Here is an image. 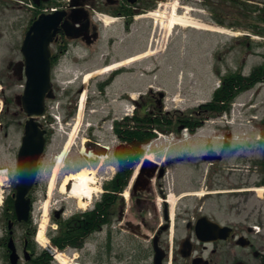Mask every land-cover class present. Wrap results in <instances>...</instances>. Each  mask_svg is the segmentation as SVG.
Wrapping results in <instances>:
<instances>
[{
    "label": "rangeland",
    "instance_id": "rangeland-1",
    "mask_svg": "<svg viewBox=\"0 0 264 264\" xmlns=\"http://www.w3.org/2000/svg\"><path fill=\"white\" fill-rule=\"evenodd\" d=\"M152 2L156 3L155 0ZM174 2L179 4L177 11L180 15L227 32L176 25L173 32L168 34L166 29L161 27V18H156V23L153 18L143 19L139 25H145L146 38H133L131 46L121 49L117 47L114 52L111 49L112 56L136 54L147 49L152 41L155 24L157 33L153 47L159 46V51L122 67L125 74L118 76L102 92L99 85L112 76L110 72L94 75L86 84L83 83V77L85 73L102 67L106 60H110L107 39L103 38L94 43L93 56L82 62L75 58L79 51L77 47L69 53L72 59L59 60L54 71L55 97L48 102L47 113L53 119V143L43 163L41 182L35 191L36 202L33 213L36 232L46 220L49 243L51 241L48 233L55 230V209H62L60 217L63 218L76 212L92 209L97 198L102 195L104 183L112 179L117 172L118 159L114 150L119 139L114 133L113 118L115 115H125L128 104L130 113L135 110L137 104L130 102L131 98L128 97L131 92L136 98L141 92L145 93L150 84L166 89L169 94L168 101L160 106L164 112L171 113L170 117L177 118L176 116L189 113L202 102L211 99L222 74L237 68H242L245 74H249L256 65L264 62V36L255 34L245 36L244 34L249 32H245L246 29L241 27L251 22L252 17L260 13V10L252 13L246 9L247 4L261 9L264 7V0H203L202 2L201 0H174ZM169 8L170 4L166 7L168 13L164 17L165 22H168L170 18ZM247 15L252 17L247 18ZM219 21L232 24L234 27L223 26ZM256 24L264 27L263 20L256 21ZM22 31L23 27H21ZM20 39H4L7 58L12 57L10 47ZM61 68L66 69L67 72L62 74L59 72ZM82 87H85L87 93L80 110L81 94L78 92ZM144 98L146 100L147 97ZM235 101V106L232 107L235 113L233 117L229 116V125L225 126L226 121L223 120V116L211 117L206 119L205 124L188 138L178 137L175 134H163L148 145L150 148L145 146V154L153 155L159 162L164 157L186 155L184 160L168 164L166 177L163 178L168 189L167 193L170 192L178 198L176 211L180 210L178 206L182 203L197 205L196 210H199L203 204L204 211L220 217L221 207L226 200V195L221 191L236 188L242 181L245 188L257 187L256 184L250 183L259 177L253 166L254 163L250 160L259 156L261 145L257 143L256 136L264 130V83L241 93ZM139 102L143 103L144 99L139 98ZM79 117L81 119L78 122ZM216 122H222L219 123L221 128L214 125ZM165 126L176 129L175 126L180 125L175 122V125ZM229 131L232 132L233 139L230 147L226 149L223 137L227 136ZM69 140L67 153L59 163L58 157ZM90 141L109 145V153L101 157L92 149L89 150ZM212 149L225 150L228 153L227 157L222 161H216L213 165L203 160L201 155ZM58 164L56 184L49 196L48 181ZM84 168L93 171L101 191L97 192L90 206L81 208L77 199L69 192L60 191V184L65 175ZM230 168L243 170L233 171ZM197 190H204L206 194L190 196L188 201L185 198H179L182 193ZM258 193L264 194L263 191ZM246 194L255 195V193ZM127 196L129 199L123 196L128 208L126 217L135 219L133 202L130 195ZM46 201L49 208L45 214ZM229 204H232L231 200ZM177 221L180 220L177 219ZM34 240L37 251L49 246H43L36 239ZM96 242L97 235L93 233L83 248L69 247L66 249V254L75 264H94ZM53 264L60 263L55 259Z\"/></svg>",
    "mask_w": 264,
    "mask_h": 264
},
{
    "label": "flooded vegetation",
    "instance_id": "flooded-vegetation-1",
    "mask_svg": "<svg viewBox=\"0 0 264 264\" xmlns=\"http://www.w3.org/2000/svg\"><path fill=\"white\" fill-rule=\"evenodd\" d=\"M87 1L90 6L95 3V0ZM48 3L47 0H0V264H32L35 255V191L41 182V170L53 143L54 131L52 118L47 113L32 120L38 122L39 131H43L45 145L39 158L36 184L28 195L32 200L30 219L20 220L16 205L20 167L24 159L33 158V155L30 158L21 155L23 145L29 142L26 137L31 119L24 100L28 66L23 43L27 31ZM66 20L79 37L69 38L64 31L58 33L50 44L52 72L57 67L58 57L75 47L79 49L78 61L92 57V46L102 36L103 28L91 18L88 10L68 12ZM132 30V23L127 21L122 37H108V47L124 45L126 48L132 44ZM5 38H21L10 47L12 57L9 58L5 56ZM111 56L110 51L108 57ZM124 72L119 69L112 74L118 76ZM153 97L162 103L160 97L154 94ZM48 101L46 98V111ZM207 154H220L222 158L217 160H223L228 153ZM250 161L259 175L250 183L257 187L245 188L242 181L236 188L221 191L226 200L220 217L204 211L203 204L196 210L197 205L186 202L178 206L180 210L176 211L175 207L172 210L163 180L167 164L149 165L130 191L135 219L126 217L128 208L123 198L126 189H105L94 206L97 223L94 264H264V194L256 192L264 186V146L260 147L259 156ZM210 162L213 165L216 160ZM182 197L187 201L191 198ZM61 214L62 210H55L54 218L59 219ZM13 255H18L15 262Z\"/></svg>",
    "mask_w": 264,
    "mask_h": 264
},
{
    "label": "trees",
    "instance_id": "trees-1",
    "mask_svg": "<svg viewBox=\"0 0 264 264\" xmlns=\"http://www.w3.org/2000/svg\"><path fill=\"white\" fill-rule=\"evenodd\" d=\"M246 9L252 13L259 10L261 12L258 16L247 15V18L252 17L251 22L241 24V27L264 35V27L256 24L258 20L264 21V7L259 9L256 6L247 4ZM219 23L234 27V25L222 21H219ZM259 82H264V63L255 66L249 75H244L241 69L228 72L222 77V85L215 90L210 101L200 104L189 113L176 116L177 118H174L175 116L170 117L171 113L163 112L160 108L154 106L152 110L138 108L132 117H126L124 121L116 122L115 132L121 143L116 147L115 154L120 168L114 179L106 184V187L118 191L128 184L133 173V167L144 152V144L157 136L156 128L168 132L173 127L165 125H175V122H177L181 127L188 126L192 131H195L203 124L206 117L229 110L231 102L240 92L255 86ZM58 222L59 228L54 231L51 238L59 248H65L67 245L77 248L83 246L87 237L97 227L95 209L77 212L70 218L58 220ZM52 260L53 256L49 250L41 249L31 263L52 264Z\"/></svg>",
    "mask_w": 264,
    "mask_h": 264
},
{
    "label": "water",
    "instance_id": "water-1",
    "mask_svg": "<svg viewBox=\"0 0 264 264\" xmlns=\"http://www.w3.org/2000/svg\"><path fill=\"white\" fill-rule=\"evenodd\" d=\"M133 2L135 0H132ZM66 11H57L51 14H41L33 23L24 41V51L28 66V82L24 94L27 103L25 109L31 116L28 123L25 143L21 155L31 157V160L24 159L20 167V182L17 185L18 198L17 209L21 220H28L30 217L31 200L27 197L38 173V161L44 151L45 139L43 131H39L37 123L32 121L40 116L45 109L44 100L46 96L53 97L54 90L51 84V60L50 42L60 29H64L68 36L76 37L78 33L70 26L69 21H64ZM41 66V68H39ZM46 81V85H45ZM162 94V93H161ZM29 124H32L29 126ZM39 141L34 143V141ZM94 149L99 154H107L108 148L98 142L94 143ZM148 163V161L145 162ZM144 168V167H143ZM70 187V186H68ZM204 221V218H203ZM14 262L18 257L13 255Z\"/></svg>",
    "mask_w": 264,
    "mask_h": 264
},
{
    "label": "bare ground",
    "instance_id": "bare-ground-1",
    "mask_svg": "<svg viewBox=\"0 0 264 264\" xmlns=\"http://www.w3.org/2000/svg\"><path fill=\"white\" fill-rule=\"evenodd\" d=\"M168 4H170V8H169L170 18L168 22H165L164 20V17L167 15L166 13H168V10L163 9V7L159 9L157 12L152 14L153 16L159 19L161 18V21H160L161 27H163V29L165 28L168 34H171L173 32L176 25H181L184 27H193L197 29H207V30H215V31H220V32H227L226 30L218 29L211 25L204 24L198 20L188 19L186 16L180 15L177 11L179 4L178 2H174V0L172 1V3H168ZM159 49H160L159 46L155 48L152 46L151 48L144 50L142 52L136 53L133 56L122 60L121 62L110 64L109 66L100 68L95 71H89L88 73L84 75V82L85 83L88 82L89 79H91L94 75L111 72L115 70L116 68H120L121 66L130 64L131 62L152 56L156 54L159 51ZM85 97H86V91L81 96L80 110L83 106ZM80 119L81 117H79L78 122L80 121ZM69 144H70V140L66 143L63 152L58 157L59 163L61 162L62 158H64V156L66 155ZM103 156H106V155H101V157ZM146 158L152 159V160L154 159L153 155H150V154H148ZM58 169H59V164L54 168L53 174L51 175L50 180H49V184H48V195L49 196L54 190ZM0 183H1V179H0ZM68 185L70 187H68ZM262 190L263 189H260V191ZM60 191L69 192L71 196L77 199L79 207L86 208L87 206L91 205L97 192L101 191V189L99 188V182L95 179V176L93 175V171L84 168V169L77 170L75 172H70L69 174L65 175V177L63 178L60 184ZM190 194L203 196L205 194V191L197 190V191L191 192ZM125 195H128V192H126ZM177 200L178 198L175 197L174 195L170 196L169 202L172 205V207H175ZM44 207H45V214H46L49 208L48 201H46ZM46 228H47V222L46 220H44L40 226V229L37 235V240L43 246H46L49 243V240L46 236ZM56 254H57L56 258L61 264H75L73 262V259H71L66 253L58 251L56 252Z\"/></svg>",
    "mask_w": 264,
    "mask_h": 264
}]
</instances>
